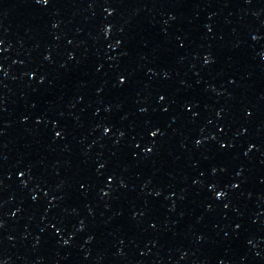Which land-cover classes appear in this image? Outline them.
<instances>
[{"label": "snow or ice", "instance_id": "6c2138e0", "mask_svg": "<svg viewBox=\"0 0 264 264\" xmlns=\"http://www.w3.org/2000/svg\"><path fill=\"white\" fill-rule=\"evenodd\" d=\"M37 2H38V3H43V4H48V3H49V0H37ZM209 30H211V29H209ZM107 31H108V30L105 29L106 34H107ZM205 63H206V64H207V63H211V58H210V57H205ZM124 82H125L124 78L121 77V79H120V83H124ZM41 83H43V81H41ZM160 99L163 100L164 97L161 96ZM143 111H146V109H144ZM104 131H105V133H107L108 131H110V129L105 128ZM158 131H159V129H157L156 131H152V132L150 133V135L153 136V137H155V136L158 134ZM56 135L59 136V135H61V133L57 132ZM197 143H200V141H197ZM137 147H139V145H137ZM151 151H152V149L149 148V149H148V152H151ZM21 174H23V173H21ZM236 187H238V185H236ZM105 195H108V193H105ZM216 195H217L218 198H223V197L226 195V193L223 192V191H218V192L216 193ZM225 207H227V205H225ZM65 243H67V241H65Z\"/></svg>", "mask_w": 264, "mask_h": 264}]
</instances>
